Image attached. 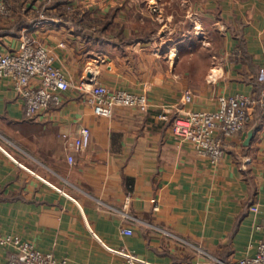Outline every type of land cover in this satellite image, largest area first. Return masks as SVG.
Wrapping results in <instances>:
<instances>
[{"label": "crops", "instance_id": "1", "mask_svg": "<svg viewBox=\"0 0 264 264\" xmlns=\"http://www.w3.org/2000/svg\"><path fill=\"white\" fill-rule=\"evenodd\" d=\"M5 1L12 15L0 20V52L17 50L26 33L52 49L73 85L59 104L30 118L12 81L0 77V234H16L67 264H128L122 252L148 264L253 255L264 223V114L251 110L218 164L176 136L172 120L216 109L221 95L260 90L264 0L196 3L192 15L206 47L176 50L175 60L139 31L137 0ZM129 5L139 11L134 20L123 11ZM193 53L197 64L186 63ZM97 82L146 94L148 110L94 114L88 98ZM165 109L167 121L159 117ZM82 125L90 143L78 151L71 143ZM12 249L0 243V264Z\"/></svg>", "mask_w": 264, "mask_h": 264}, {"label": "built area", "instance_id": "2", "mask_svg": "<svg viewBox=\"0 0 264 264\" xmlns=\"http://www.w3.org/2000/svg\"><path fill=\"white\" fill-rule=\"evenodd\" d=\"M12 9L5 0H0V20L8 19ZM0 77L9 78L13 88L20 94L24 102V111L30 118L37 117L52 104L61 102L60 93L73 84L65 76L63 70L55 64V55L48 46L36 41L24 33L17 50L0 52ZM36 82L33 83L32 80ZM260 90L255 94L236 93L218 97V106L210 111H186L172 120L173 133L191 142L197 153L205 157L211 164H218L225 154L229 140L243 131L250 119L251 110L259 106L264 110V65L259 75ZM184 101L192 99V92L187 90ZM89 103L93 113L110 117L116 107H130L145 112L149 102L146 94L132 92L122 88H110L97 82L89 88ZM160 119L169 120V111L164 110ZM90 129L82 125L78 136L71 143L74 150L85 149L90 143ZM73 162L72 155L68 157ZM157 209V207H154ZM256 211L257 207L253 206ZM263 235L253 255L235 260L216 259L213 264H264V223ZM126 234L132 230L125 228ZM0 243L11 245L12 251L8 264H67L65 259H58L52 252L41 251L29 241L16 234H0ZM128 264H148L134 254L122 252ZM195 264V263H187Z\"/></svg>", "mask_w": 264, "mask_h": 264}, {"label": "rangeland", "instance_id": "3", "mask_svg": "<svg viewBox=\"0 0 264 264\" xmlns=\"http://www.w3.org/2000/svg\"><path fill=\"white\" fill-rule=\"evenodd\" d=\"M129 1L131 2L132 0H116V2L122 4L123 2L129 4ZM137 1L141 3L140 11L144 22L142 29L139 31L142 30L141 33L148 34L149 37L154 35L157 38L155 42L156 48L160 51L167 52L170 57L174 54L173 59L175 60L177 58L175 57L176 50L179 51V54H188L191 50L196 51L200 47H206V42L201 38L202 30L197 23H194L197 19L194 17L197 16L192 15L195 4L203 0ZM125 4L123 7H125ZM188 10H190L191 15L187 12ZM123 11L127 12V17H131L133 20L138 17L139 11L134 10L131 5H129V9L124 8ZM203 27L207 34L208 32H213L211 25ZM193 54L190 57H185L186 63L197 64V57H195V53Z\"/></svg>", "mask_w": 264, "mask_h": 264}, {"label": "trees", "instance_id": "4", "mask_svg": "<svg viewBox=\"0 0 264 264\" xmlns=\"http://www.w3.org/2000/svg\"><path fill=\"white\" fill-rule=\"evenodd\" d=\"M66 0H54V2H53V4H55V5H60V4H62V3H64ZM73 25L75 26V28L77 29V31H79V32H82V33H84V32H86V31H88V27H86L85 26V24H80V23H75V22H73ZM104 27H105V25L102 27V26H100V30L98 29V33H101L102 32V30H104ZM94 31V30H93ZM151 33V32H150ZM146 37H148L149 38V35L147 34V36ZM256 85H258L259 86V88L258 89H260V87H261V83H260V81L257 79L256 80ZM255 108L258 110V111H260V112H262L263 114H264V110L263 109H261L259 106H255Z\"/></svg>", "mask_w": 264, "mask_h": 264}, {"label": "water", "instance_id": "5", "mask_svg": "<svg viewBox=\"0 0 264 264\" xmlns=\"http://www.w3.org/2000/svg\"><path fill=\"white\" fill-rule=\"evenodd\" d=\"M253 133H254V130L253 129L249 130L248 135H247V138H246V141H245L246 144L249 143L250 139L253 136Z\"/></svg>", "mask_w": 264, "mask_h": 264}]
</instances>
